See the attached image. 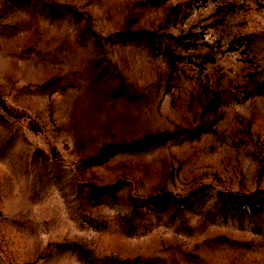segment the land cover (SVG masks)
Here are the masks:
<instances>
[{
    "label": "rangeland",
    "instance_id": "rangeland-1",
    "mask_svg": "<svg viewBox=\"0 0 264 264\" xmlns=\"http://www.w3.org/2000/svg\"><path fill=\"white\" fill-rule=\"evenodd\" d=\"M0 264H264V0H0Z\"/></svg>",
    "mask_w": 264,
    "mask_h": 264
}]
</instances>
